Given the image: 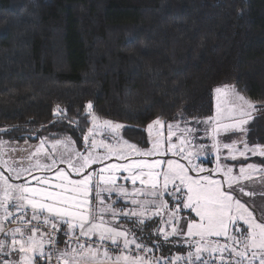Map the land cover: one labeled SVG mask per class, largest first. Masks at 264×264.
<instances>
[{
	"label": "trees",
	"instance_id": "trees-1",
	"mask_svg": "<svg viewBox=\"0 0 264 264\" xmlns=\"http://www.w3.org/2000/svg\"><path fill=\"white\" fill-rule=\"evenodd\" d=\"M230 83L264 102V0H0L6 141L70 137L79 149L91 102L97 117L124 125L123 136L144 147L149 123L206 119L215 87ZM257 125L249 136L264 144ZM161 224L153 217L137 235H151L144 242L161 257L183 254L179 239L154 234Z\"/></svg>",
	"mask_w": 264,
	"mask_h": 264
},
{
	"label": "snow or ice",
	"instance_id": "snow-or-ice-1",
	"mask_svg": "<svg viewBox=\"0 0 264 264\" xmlns=\"http://www.w3.org/2000/svg\"><path fill=\"white\" fill-rule=\"evenodd\" d=\"M215 91L221 93L222 89L217 87ZM224 94L234 97L232 113L237 118L232 123L220 124L222 113L218 105L217 117H209L204 123L217 125L213 133L222 128L226 133L240 132L246 136L245 126L252 118V111L256 110L255 103L234 88L225 90ZM92 109L89 102L86 105L88 116H92ZM63 111L56 110L57 114ZM104 124L111 129L113 138L125 127L111 121H104ZM163 127L159 117L147 125L149 137L154 130L156 132L150 151H141L122 137L116 144L97 145L95 139L89 143V136L85 135L83 152L76 150L69 137L55 140L50 151L45 150L46 140H42L26 156L9 159L5 158L7 142L0 140V264H41L42 261L52 264L53 258L55 264H264V217L258 222L239 198V193L244 192L240 181L251 178L258 169L256 164L249 163L247 168L239 169L238 175H233L232 167L217 163L208 175H200L204 169L192 162L193 153L185 148L174 150L175 145H172L168 151L173 155L187 152V165L172 159L166 162L131 159L128 163L89 170L93 164L103 165V161L112 156L129 160L133 153L140 157L160 155ZM7 131L0 129V132ZM167 132L170 141L173 125L168 124ZM121 142L129 152L124 151ZM238 143L243 145L242 149L237 147ZM97 147H103L105 153L96 154ZM223 147L229 152L225 159L233 161L238 156L248 159L249 154L264 157V146H249L243 138L224 143ZM203 148L202 145L200 151ZM165 163L166 169L163 168ZM60 164H66L79 178H70L64 168L58 167ZM259 170L264 171V168ZM34 172L40 175H33ZM117 172L128 174L123 177L125 183H118ZM193 172L197 173L195 177L190 175ZM214 173L220 174V179L214 178ZM128 181L133 186L131 190L127 187ZM165 197L175 204L172 211ZM121 201L124 206L118 208ZM128 204L133 207L128 208ZM185 209L189 210L188 217L178 216ZM149 211L151 216L146 215ZM162 213H167L166 220ZM153 216L160 217L171 227L170 232L164 227L156 228L154 234L162 236L165 243L170 237H183L189 249L186 255L147 256L153 249L144 240L152 237L137 235V230L143 233ZM121 218L131 222L134 229L123 227ZM9 221L15 222L17 227L6 231L5 224ZM112 222L120 226H112ZM58 232L62 233L59 240ZM212 237H223L225 242ZM60 242L63 248L59 247ZM153 245L157 250L161 248L157 241H153Z\"/></svg>",
	"mask_w": 264,
	"mask_h": 264
},
{
	"label": "rangeland",
	"instance_id": "rangeland-1",
	"mask_svg": "<svg viewBox=\"0 0 264 264\" xmlns=\"http://www.w3.org/2000/svg\"><path fill=\"white\" fill-rule=\"evenodd\" d=\"M217 87H220L222 89L221 93H217L215 91V89ZM217 87H215V89L213 91V93H214L213 114L210 117H213V118L217 117V107L219 105L221 113H222V116L219 119V123L220 124L232 123L233 119L237 118L235 116V114L232 113V104L234 101V97H232L231 94L225 95L224 92H225V90H230L232 88H234L235 91H237V90H236L235 86L233 85V83L224 84V85L217 86ZM240 94L243 95L242 93H240ZM247 99L250 100L249 98H247ZM250 101H252V100H250ZM252 102L255 103L256 110L252 111V113H251L252 118L249 120V123L245 126L247 128L246 136L241 134L240 132L226 133V132H224V130L222 128L218 132L213 133L212 129L214 127H216L217 125L214 123H204V121H206L209 117L206 119L200 120L194 124L193 123L192 124H183L182 122H172V123H166V122L164 123L163 122L164 127L160 130V142H161V147H160V153L161 154L160 155H153L150 157H140V156H136L133 153L130 156L129 160L117 159L116 156H112L109 159H114L116 161H121V162L130 161L131 159H137V160L146 159L149 161L159 159V160H163L166 162L168 159H172V160L179 161L180 163L187 165V152H185L183 154L178 153L177 155H173L172 151H168V149L172 145H175L174 150L180 149V148H185V149H187V151H190L193 153L192 162L194 164L199 165L201 168L204 169L203 172L199 173L200 175H208L210 171H212L213 169L216 168L217 163L228 164V166L233 168V175H238L239 169L241 167L247 168V164H249V163L256 164L258 166V169L252 173L251 178L240 181V184L244 188V192L239 193V198L243 199L244 195H246V194L248 195L250 193V190L251 189L253 190V188H255L257 186L256 184L260 182V179L264 178V171L259 170L260 168H264V157L252 156L251 154H249L248 159H245L244 157H240V156H238L237 160H235V161L230 160V159H225L226 157H228L229 152H228V149L223 147V145H224V143H231L232 141H238V140L243 138V139L247 140L249 146H252V145L264 146V144H260V142L258 140H256V141L251 140V138L249 136V133L253 132V127L255 128L256 126H258L257 124H260L264 128V102H256V101H252ZM86 111L87 110L85 108V114H86ZM230 114L232 117L231 119L229 118ZM93 116L95 117V120H93ZM87 117H88V128L86 129L84 135L89 136V143L91 142L92 139H95L97 145H100L101 143L116 144L117 139L122 137V140H126L131 144H135L141 151H150L152 149V141L156 136V132L154 130L152 137H149L148 132H147V126L145 128L147 144L144 147H142V146L134 143L133 141L126 139L123 136V129L124 128L119 130L118 137L113 138L111 129L108 128L104 124V121H109V120L100 119L99 117H97L93 113V111H92V116L87 115ZM112 123L116 124V122H112ZM168 124L173 125V135H172L170 141L168 139V132H167ZM186 129H190L191 131H186ZM229 136L231 137L230 140L228 139ZM0 140L6 141V140L1 139V138H0ZM42 140H46L45 150L50 151L51 145H52V141L50 138H42L40 141H38L36 143H29V142H27V143H25V142L15 143V142L6 141L7 142L6 148L8 149V151H7V155L5 158L19 159L20 157H24L28 154V151H30V149L27 150L28 147L29 148H36V145L39 146ZM185 140L187 141V143L182 144V141H185ZM53 141H55V140H53ZM84 143L85 142L83 141V145L79 149H77L75 147L76 150L83 152L84 151ZM214 144L216 145V147H213ZM202 145L204 146V148H203V151H200V148ZM121 147L124 149L125 152L130 151L129 149H127L126 146H124L122 144V142H121ZM237 147L242 149L243 145L238 143ZM13 148H15L17 150L11 151V149H13ZM217 148H219V152L217 151ZM20 149H25L27 151H21ZM95 152L98 155H103L105 153V149L103 147H97ZM197 152L199 153L198 156L196 155ZM217 156L220 157L219 160H217ZM109 159H107V160H109ZM107 160H104V161H107ZM61 165L64 166L68 170V172L71 174V170L68 168V166L66 164H60V165H58V167H61ZM93 165H97V164H93ZM93 165L91 166V169L93 168ZM163 168L164 169L167 168L166 163L163 165ZM4 172H5V175H8L6 170H4ZM190 175L195 177L197 175V173L193 172V173H190ZM213 175H214V178L220 179V174L214 173ZM14 182L17 183L16 181H14ZM247 202L253 204V206L255 205L251 201V199H249V198L247 199ZM254 207L256 210V211H254L255 212L254 216L257 219V221L260 222L262 220V218H260L261 217L260 214L262 212L260 213V211H262V208L264 211V201L262 203L258 204L257 206L255 205ZM149 214H150L149 216H151L152 212L150 211ZM162 215L164 216V219L166 220L167 213H162ZM153 217L156 218V216H153ZM157 218H160V217H157ZM121 221H122V218H121ZM161 227H164L165 231H169V232L171 231V227L167 226L163 222L161 224ZM177 239H179L181 242L180 238L177 237ZM213 240H219L221 243L225 242L223 237H216ZM60 244L64 247L63 242H60ZM181 245H183L185 247V252L181 255H186L187 251L189 250L188 246L182 242H181ZM133 254H135V253H133ZM176 254H179V253H174L172 255H176ZM147 256L149 258L161 257L160 254L155 253L153 250L151 252L147 253ZM41 264H42V262H41Z\"/></svg>",
	"mask_w": 264,
	"mask_h": 264
},
{
	"label": "crops",
	"instance_id": "crops-1",
	"mask_svg": "<svg viewBox=\"0 0 264 264\" xmlns=\"http://www.w3.org/2000/svg\"><path fill=\"white\" fill-rule=\"evenodd\" d=\"M85 135L83 134V137H84ZM66 137H63V138H60V139H65ZM68 138V137H67ZM53 140H57V139H51V141H52V143L54 142ZM40 141V140H39ZM83 141H84V139H83ZM74 147H75V145H73ZM36 147H38V145H36ZM30 149V151H34L35 150V148H27V150H29ZM128 162H130V161H124V162H121V161H116V160H114V159H109V160H107V161H103V165H101V164H97V165H93V168L92 169H96V170H99L102 166H107V165H109V164H117V163H128ZM61 168H64L65 169V171L66 172H68V170L64 167V166H62L61 165ZM92 169H90V170H92ZM69 173V172H68ZM33 175H40V173L39 172H35ZM49 175H54V174H49ZM69 175H70V178H72V179H78L79 177H77L75 174H73V173H69ZM115 175L118 177V183H125V181H124V179H123V177L124 176H127L128 174L127 173H125V172H117V173H115ZM17 183H22L23 181H16ZM127 183V187L129 188V190H131V188L133 187L132 186V184H131V182L130 181H128V182H126ZM35 184H36V182L33 180L32 181V185L33 186H35ZM257 186L255 187V188H253V190L251 189L250 190V193L247 195H244V197H243V199H241V202L242 203H245V205H246V207H248L249 208V210L250 211H252V209H254L255 210V205L257 206L258 204H260V203H262L263 201H264V178H261L260 179V182L259 183H257L256 184ZM137 186H139V181L137 182ZM251 199V201L255 204L254 206H253V204H251V203H249V202H247V199ZM113 199H115V196H113ZM263 200V201H262ZM119 205V204H118ZM117 205V206H118ZM124 205H123V201H121V203H120V207H123ZM128 208H132L133 206L131 205V204H128V206H127ZM119 208V207H118ZM256 211V210H255ZM262 212V213H261ZM264 211H263V208H262V211H260V218H262V217H264V213H263ZM150 213V211L148 212V213H146V215H150L149 214ZM194 214V216H195V213H193ZM253 216H254V214H253ZM255 217V216H254ZM184 218H186V217H184ZM198 219V218H197ZM122 220H123V218H122ZM180 223L181 224H183V219H181L180 220ZM242 223V222H241ZM123 224V223H122ZM112 226H116V227H119L120 226V224H118V223H116V222H112ZM123 227H124V225H123ZM185 231H186V229H185ZM175 238H177V237H175ZM178 238H180L181 239V242L183 243V237H178ZM214 238H216V237H212L211 239H214ZM93 239H96V237H93ZM59 247H61V248H63V246L61 245V244H59ZM134 247V246H133ZM42 264H43V261H42Z\"/></svg>",
	"mask_w": 264,
	"mask_h": 264
},
{
	"label": "built area",
	"instance_id": "built-area-1",
	"mask_svg": "<svg viewBox=\"0 0 264 264\" xmlns=\"http://www.w3.org/2000/svg\"><path fill=\"white\" fill-rule=\"evenodd\" d=\"M15 227H17V224L15 222H12V221L6 222V224H5V230L6 231L11 230L12 228H15ZM45 231H47V229H45ZM61 235H62V233H59V232L56 233V237L58 240L60 239ZM43 264H47V261H43ZM52 264H55V258H53Z\"/></svg>",
	"mask_w": 264,
	"mask_h": 264
}]
</instances>
